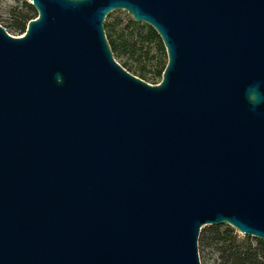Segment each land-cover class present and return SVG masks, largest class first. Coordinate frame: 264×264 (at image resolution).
Returning a JSON list of instances; mask_svg holds the SVG:
<instances>
[{"label":"water","instance_id":"95a60500","mask_svg":"<svg viewBox=\"0 0 264 264\" xmlns=\"http://www.w3.org/2000/svg\"><path fill=\"white\" fill-rule=\"evenodd\" d=\"M0 25V264H201L200 230L264 240V0H27ZM152 27L150 84L106 16Z\"/></svg>","mask_w":264,"mask_h":264},{"label":"trees","instance_id":"16d2710c","mask_svg":"<svg viewBox=\"0 0 264 264\" xmlns=\"http://www.w3.org/2000/svg\"><path fill=\"white\" fill-rule=\"evenodd\" d=\"M10 14L13 18V27L23 33L29 20L36 17L34 7L27 1H23L21 9L12 7ZM110 12L104 22V31L114 58L127 56L132 59L139 68L141 58L147 57L150 49L155 45L156 49H163V44L156 31L147 24L139 23L128 16L126 19L112 17ZM167 59L159 65H155L153 73L156 79L161 80L162 72ZM130 72L132 66L120 63ZM141 73L140 78H143ZM157 81V83H158ZM156 84V83H154ZM212 248L218 255V264H264V240L252 236H243L233 227L227 224L208 225L202 227L198 238V247Z\"/></svg>","mask_w":264,"mask_h":264},{"label":"rangeland","instance_id":"374dc122","mask_svg":"<svg viewBox=\"0 0 264 264\" xmlns=\"http://www.w3.org/2000/svg\"><path fill=\"white\" fill-rule=\"evenodd\" d=\"M23 1L27 0H0V25H2L6 29V31L12 35H21L22 33L17 31L12 26L14 22L10 14V9L12 7H17L18 9H21V4ZM112 13V17H120L123 19H126L128 16L131 17V15H129L125 10H114L112 11ZM115 59L121 64L123 62L129 63L132 66L130 73L138 77L141 76V73H144V76H142L143 78L141 79L145 80L150 84H154L157 83V81L159 80L156 79L153 73L155 65H159L161 62H164L167 59V55L164 47L163 49H156L155 45L152 46L148 56L142 57L140 60L141 65H144V69L142 70L139 68V65L136 64V62H134L127 56H117ZM203 227H208V225H205ZM198 252L201 264H218V255L212 250V248H210V246L201 249L200 247H198Z\"/></svg>","mask_w":264,"mask_h":264}]
</instances>
